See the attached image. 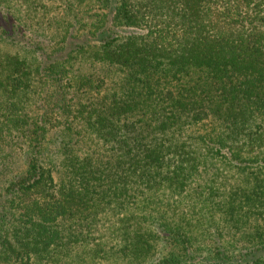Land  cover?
<instances>
[{"label": "trees", "instance_id": "obj_1", "mask_svg": "<svg viewBox=\"0 0 264 264\" xmlns=\"http://www.w3.org/2000/svg\"><path fill=\"white\" fill-rule=\"evenodd\" d=\"M0 264H264V0H0Z\"/></svg>", "mask_w": 264, "mask_h": 264}]
</instances>
